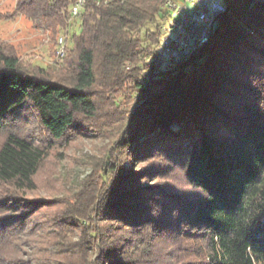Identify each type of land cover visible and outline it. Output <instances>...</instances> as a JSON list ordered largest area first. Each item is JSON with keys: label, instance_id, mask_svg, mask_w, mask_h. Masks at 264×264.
Segmentation results:
<instances>
[{"label": "trees", "instance_id": "1", "mask_svg": "<svg viewBox=\"0 0 264 264\" xmlns=\"http://www.w3.org/2000/svg\"><path fill=\"white\" fill-rule=\"evenodd\" d=\"M74 1L15 11L54 34ZM165 1L86 0L57 78L0 42V264H264V0H221L210 39L173 65L150 59ZM26 105L50 143L125 118L59 202L26 195L51 146L8 129ZM173 169L185 188L147 183Z\"/></svg>", "mask_w": 264, "mask_h": 264}, {"label": "rangeland", "instance_id": "2", "mask_svg": "<svg viewBox=\"0 0 264 264\" xmlns=\"http://www.w3.org/2000/svg\"><path fill=\"white\" fill-rule=\"evenodd\" d=\"M16 1L0 0V42L15 50L21 64L28 72L52 78L70 72L71 67L63 63V56L57 55V50L60 48L58 39L60 36L64 38L65 56L71 48V37L80 31L82 11L78 16L70 15V24L67 30L66 27L60 28L52 34L47 29L34 26L24 16L16 13ZM165 19L166 17L163 22ZM158 46L159 44H152V47L156 49ZM128 103L129 101L124 103L123 107L126 105L128 107L130 104ZM124 120L125 118L122 117H105V123L100 131L95 128L85 130V133L78 134L69 143L64 141L50 143V137L43 129L35 109L31 105H26L21 109L17 118L10 121L8 129H12L35 142L51 145L49 156L36 176L37 188L26 193L28 198H41L44 203H53L61 201L66 194L69 197L72 193L70 190L79 187L78 184L82 179L91 174L92 167L88 165V160L104 155V152L111 148L112 142L116 141L119 122ZM2 137L3 133H0V142ZM147 162L146 159L136 158L131 163L126 160L124 165L126 167L131 165L133 171H138ZM171 171L170 174H162L160 178L152 177L147 183L150 184L153 181L166 182L174 184L180 189L185 188V182L180 171L175 169ZM160 253H163L162 249Z\"/></svg>", "mask_w": 264, "mask_h": 264}, {"label": "built area", "instance_id": "3", "mask_svg": "<svg viewBox=\"0 0 264 264\" xmlns=\"http://www.w3.org/2000/svg\"><path fill=\"white\" fill-rule=\"evenodd\" d=\"M85 1L75 0L70 6V15L78 16ZM164 7L169 15L160 26V43L150 59L166 65L177 63L207 42L215 17L226 10L221 0H166ZM58 42L57 55L62 57L65 54L63 36Z\"/></svg>", "mask_w": 264, "mask_h": 264}]
</instances>
